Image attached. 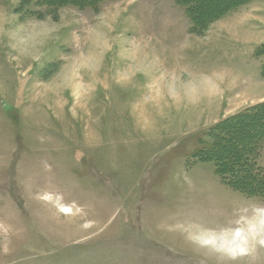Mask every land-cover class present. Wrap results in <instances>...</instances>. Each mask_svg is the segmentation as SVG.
Returning a JSON list of instances; mask_svg holds the SVG:
<instances>
[{"label":"rangeland","instance_id":"obj_1","mask_svg":"<svg viewBox=\"0 0 264 264\" xmlns=\"http://www.w3.org/2000/svg\"><path fill=\"white\" fill-rule=\"evenodd\" d=\"M191 27L175 0H0V264H264V189L199 157L264 101V0Z\"/></svg>","mask_w":264,"mask_h":264},{"label":"trees","instance_id":"obj_2","mask_svg":"<svg viewBox=\"0 0 264 264\" xmlns=\"http://www.w3.org/2000/svg\"><path fill=\"white\" fill-rule=\"evenodd\" d=\"M41 1L53 7L74 5L80 8H96L104 0ZM175 1L184 7L186 15L191 21L192 31L197 32L215 19L235 11L252 0ZM262 72L264 74V64ZM251 120L258 121V126L244 132ZM241 132H243V135H240L241 137L234 141L236 134H241ZM208 138L204 142L203 148L199 150L200 159L213 161L221 178L243 193L258 195L263 191L264 178L259 175V169H255V166L260 148L264 144V101L251 105L219 121L209 131ZM226 149L228 151L232 149L233 152L227 158H223L222 152Z\"/></svg>","mask_w":264,"mask_h":264},{"label":"bare ground","instance_id":"obj_3","mask_svg":"<svg viewBox=\"0 0 264 264\" xmlns=\"http://www.w3.org/2000/svg\"><path fill=\"white\" fill-rule=\"evenodd\" d=\"M9 52V51H8ZM10 53V52H9ZM12 54V53H11ZM261 226H256L253 235H257V237H261L260 231H261ZM231 240V239H230ZM237 245L240 249L245 250L246 248L244 247V244H242L241 242H237Z\"/></svg>","mask_w":264,"mask_h":264}]
</instances>
